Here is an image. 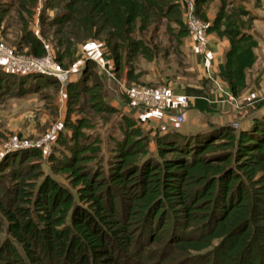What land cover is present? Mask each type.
I'll return each mask as SVG.
<instances>
[{
	"label": "rangeland",
	"instance_id": "obj_1",
	"mask_svg": "<svg viewBox=\"0 0 264 264\" xmlns=\"http://www.w3.org/2000/svg\"><path fill=\"white\" fill-rule=\"evenodd\" d=\"M256 3L259 5V0ZM75 6L73 0H0V45L18 56L36 59L49 56L58 70H69L67 79L60 82L47 74V70L14 72L7 69V61H0V78L3 79L0 86V246L7 244L10 247L11 259L17 264H60L67 261L70 254L80 250L79 244L69 241L70 235L64 230L70 224L73 208L78 206L115 243L117 251L114 255L122 257L123 264H264V236L252 232L251 228L237 234L219 227L212 234L203 237L195 235L197 238L193 240L184 237V240L176 243L172 238L173 231H165L169 228V222L165 223L164 231L157 240L144 247L139 255L133 256L147 243L146 238L142 244L127 243L125 220L120 219L119 212L116 217L111 216L107 207L102 205L105 202L100 195L106 193L105 189L102 188L94 197L73 174L59 169L61 160L68 156L72 145L73 132L68 123L82 121L80 132L84 137L80 141L83 145L92 143V146L83 152L87 160L79 161L78 165L90 171L95 178L107 177L113 156L110 137L120 136L117 129L120 115L127 116V103L123 101L116 81L107 78L92 59L96 49L107 50L103 41L78 37L72 40L70 54L61 55V46L56 48L54 40H51L53 31L67 27L66 15ZM52 21L56 22L51 24ZM166 23L173 31L177 29L174 23L164 18L158 22L155 31L151 32L153 21L145 28L146 38H149L148 33H152L150 42L155 43V47L153 50L147 47L144 53L132 58L130 74L127 66L116 74L113 68L108 69L124 84L157 87L182 83L206 88V79L197 70L191 55L183 49L182 42L175 44L172 34L165 29ZM24 35L34 36L41 41L45 49L42 56L28 53ZM133 35L136 38L139 36L137 31ZM86 61L92 62L88 67L91 76L83 81ZM134 74L138 76L132 77ZM76 82L78 85L84 84L82 87L95 82L104 103L117 97V112L93 111L86 92H79L74 100H70L66 94V84ZM21 84L23 92H19ZM250 109L241 107L235 110L227 125L238 130L241 115L246 112L250 115ZM165 112L173 120L174 111ZM262 113L264 110L256 116ZM169 122L165 124L173 126ZM232 123L236 126L233 127ZM135 125L148 135L141 144H145L154 154L152 133H148L140 124ZM31 149L37 151L38 155L26 158V153ZM17 154L21 155L19 161L7 165L8 159ZM13 170L17 172L15 177L11 173ZM249 187L252 198L264 197L253 186ZM114 200V203H123L119 197ZM58 202L65 206H59L53 216L61 221L53 225V242L49 241V216L44 207L48 204L55 206ZM119 207L116 204V210ZM259 224V221L252 222V225ZM134 227L131 224L128 231L134 230ZM102 259L88 256L87 264H105ZM205 260L208 261L204 263Z\"/></svg>",
	"mask_w": 264,
	"mask_h": 264
},
{
	"label": "trees",
	"instance_id": "obj_2",
	"mask_svg": "<svg viewBox=\"0 0 264 264\" xmlns=\"http://www.w3.org/2000/svg\"><path fill=\"white\" fill-rule=\"evenodd\" d=\"M205 1L194 0L195 13L206 22L207 32L220 36L223 31L219 29V23L230 0H219L210 21L202 10L201 5ZM73 3L76 6L66 15L67 27L58 28L52 33L54 46H61V55H69L72 40L78 37L101 39L110 53L115 74L124 66H127L130 74L132 58L144 53L147 47L153 50L155 43L150 42L153 36L151 32L157 29L162 18L177 26L173 31L165 24L176 45L187 34L180 18L178 0H73ZM151 21L154 25L148 33L149 38H146L144 31H147L146 27ZM135 31L139 34L137 38L133 35ZM239 34L236 30H230V45L217 72L233 96L239 91L240 81L233 69L236 45L232 38ZM23 38L28 53L34 56L44 54L45 49L39 39L31 35H24ZM91 63L86 61L83 81L91 76L88 72ZM137 74L132 77L136 78ZM82 86L84 84L78 85V82L66 84V94L70 100H74L79 92H86L93 111L117 112L116 107L101 100L95 82L88 87ZM19 88V92H23L22 84ZM189 93L205 96L201 89L193 88ZM82 124V121L68 123L73 132L72 145L68 156L61 160L59 169L73 174L94 197L102 188L105 189L106 193L100 195L105 202L102 205L107 207L111 216L116 217L119 212L120 219L125 220L127 243L142 244L146 238L147 243L133 256L139 255L144 247L158 239L166 222H169V228L165 231H173L172 238L176 243L184 240V237L193 240L212 234L219 227L237 234L251 228L252 232L264 236V197L255 196L254 199L249 194V186H253L264 195V113L254 116L246 127L236 131L230 125L213 123L193 131L178 127L157 129L151 135L154 154L145 144H141L148 135L141 132L130 117L121 114L120 123L117 124L120 136L110 137L113 156L108 175L104 178H95L90 171L78 165L79 161L87 160L83 152L92 146V143L83 145L80 141L84 137L80 132ZM37 155V151L31 149L25 156ZM20 157L17 154L6 164L12 165L15 160L18 162ZM11 173L17 176L16 170ZM115 197L121 198L123 203H114ZM116 204L120 206L119 210H116ZM59 206L65 204L58 202L55 206L48 204L44 207L49 216V241L53 242V225L61 222L53 218ZM70 218V224L64 230L70 235L69 241L79 244L80 250L70 254L68 260L60 264H87L88 256L104 258L105 264H123L122 257L114 255L117 251L115 243L84 209L75 206ZM253 221H259L261 225H252ZM131 224L135 229L128 231ZM11 256L10 247L2 244L0 264H17Z\"/></svg>",
	"mask_w": 264,
	"mask_h": 264
},
{
	"label": "crops",
	"instance_id": "obj_3",
	"mask_svg": "<svg viewBox=\"0 0 264 264\" xmlns=\"http://www.w3.org/2000/svg\"><path fill=\"white\" fill-rule=\"evenodd\" d=\"M218 5L219 0H206L201 5L208 21L214 17ZM219 29L223 31L220 36L215 32H208L206 52L211 65V75L209 76L204 74L201 56L194 52L190 37L186 34L182 38L183 49L191 55L197 70L207 81L206 88L195 84L174 83L170 85L167 83V87L173 93L188 97L187 107L182 113V124L175 123L167 112L158 113L141 108L134 109L125 105L127 116L136 124H140L148 133L166 127H178L193 131L205 127L207 123L228 124L233 117L232 113L238 109H233L226 101L225 93H228L229 90L219 79L217 72L230 45L228 38L230 30L240 33L237 37L232 38L236 45L233 54V69L237 72L240 81L239 91L234 97L240 105L239 109L241 107L251 108L250 115L247 112L241 115L240 127H246L251 118L264 110V0H259V5L256 0L227 2ZM94 54L92 59L102 61L101 63L107 68H113L110 53L105 48L96 49ZM193 88L201 89L205 96L191 95L189 92ZM123 101L126 103V100L123 99ZM117 102V97H113L109 104L117 107ZM167 121L173 123V126L166 125Z\"/></svg>",
	"mask_w": 264,
	"mask_h": 264
},
{
	"label": "built area",
	"instance_id": "obj_4",
	"mask_svg": "<svg viewBox=\"0 0 264 264\" xmlns=\"http://www.w3.org/2000/svg\"><path fill=\"white\" fill-rule=\"evenodd\" d=\"M181 11V20L187 35L190 37L194 52L201 56L204 74L211 75V65L206 45L208 42V32L206 31V22L200 19L195 13L194 0H178ZM102 69L107 78L116 81L118 91L126 100L127 105L134 109L152 110L158 113H164L166 110L174 111V122L181 123L183 110L187 107L188 97L183 94L173 93L167 86L161 85L150 87L142 84L130 83L124 84L115 78L113 71L111 72L100 61L93 59ZM0 61L8 62V70L27 72H45L54 77L58 81H65L68 77L69 70H58L56 65L52 63L49 56L43 59L32 57H24L15 55L9 49L0 45ZM226 101L233 109H239L240 105L231 93H225ZM232 126H236L232 123Z\"/></svg>",
	"mask_w": 264,
	"mask_h": 264
}]
</instances>
